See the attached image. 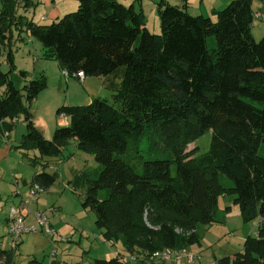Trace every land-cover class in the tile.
<instances>
[{"label": "trees", "instance_id": "1", "mask_svg": "<svg viewBox=\"0 0 264 264\" xmlns=\"http://www.w3.org/2000/svg\"><path fill=\"white\" fill-rule=\"evenodd\" d=\"M177 1L156 2L160 33L154 34L142 11L118 0H77L74 12L47 25L17 14V4L31 0H0V55L7 66L4 71L0 63V135L23 115L26 132L16 150L56 156L74 140L78 151L91 155L97 169L81 206L94 212L104 241H120L139 254L134 264H168L149 256L199 245L198 226L218 222V200L226 193L235 196L244 222L261 220L256 236L215 264H264V157L258 153L264 145V35L255 41L251 34L253 0H232L213 19L191 15L189 0ZM21 34L37 40L41 58L55 60L61 70L84 77L118 74L119 83L109 85L112 103L95 98L60 107L68 124L46 140L29 106L47 79L16 71L12 44ZM206 131L208 149L186 152ZM145 136L161 138L169 154L144 161L137 172L122 155ZM221 176L232 186L225 188ZM54 182L41 169L30 183L46 190ZM3 255L11 264L10 252L0 250ZM93 264L130 263L114 257Z\"/></svg>", "mask_w": 264, "mask_h": 264}, {"label": "rangeland", "instance_id": "2", "mask_svg": "<svg viewBox=\"0 0 264 264\" xmlns=\"http://www.w3.org/2000/svg\"><path fill=\"white\" fill-rule=\"evenodd\" d=\"M31 1L32 3L27 6H25V2L18 3L16 12L39 25H47L54 21L50 11L54 7L63 11L67 1L73 2L76 7L72 8L74 10L68 9V12H63L60 17L66 13L74 12L77 8V0H51L48 3H45L44 0ZM171 1L180 4L177 0ZM147 2L151 4L150 0ZM254 3L255 1H253ZM130 5L132 4H128L127 7ZM198 11L197 7L192 6L188 13L194 15L199 13ZM148 15V19L145 21L147 28L151 33L159 34L157 8L155 12ZM153 29H156L155 32ZM16 34L17 32L14 33V35ZM251 34L255 41H259L263 37L264 19L254 18L252 20ZM23 37L26 40V35ZM30 40L33 41V44H30L29 41H15V44H12V54L16 71L26 72L30 79L40 75L47 79L46 88L36 96L29 106L32 122L46 140H51L56 127L65 125L66 117H60L57 110L60 107L68 106V103H71V106L76 105L73 104L75 99L78 101L76 91L81 92L82 89L86 97H91L89 102L95 98H101L112 103L114 91L109 85L110 83L112 85L119 83L118 74L110 75L109 79L102 76L87 77L85 81L92 78V85L91 92L90 90L86 92L78 80H65L55 60L42 59L40 43L35 39ZM0 63L2 70L6 71L4 54L0 55ZM60 83L63 86L69 83L70 89L61 88ZM92 94L97 96H92ZM82 103V105L87 104L86 102ZM13 128H17L15 134L18 142V136L26 132L23 115L18 116L17 123ZM210 139L211 132L206 131L189 144L185 151L197 148V154L203 153L208 149ZM13 144L16 145L14 142ZM10 153L8 158L0 162V243L3 242L5 248L11 244V238L3 222V218L8 216L10 210L19 204L10 207L12 205L11 198L15 197L17 192H22L26 197L32 176L41 169L54 175L55 182L42 193L36 210L47 212L60 238L70 239L63 242L56 237L51 239L40 232L23 233L19 236L20 243L12 256V264H52L53 261L56 264H93L95 260H110L114 257H120L130 264L137 261L135 257L138 253L127 251L120 241H104L101 238L100 230L94 224V212L82 208L87 180L95 177L97 164L91 159V155L76 149L74 140H69L62 152L56 156L41 157L34 149L15 150L12 148ZM258 153L264 157V145ZM168 154L161 138L145 136L138 142L137 147L132 144L128 145L122 158L137 172H140L144 161L165 158ZM33 159L36 160L34 165L31 164ZM171 174H175L174 165L171 166ZM220 182L225 188L232 186L231 181L224 176L220 177ZM103 195L104 191H100L99 197ZM234 197V195L226 193L225 196L219 198L215 213L218 222L199 225L197 233L201 238L200 244L185 247L187 252L200 257L201 264H215L217 259L233 256L242 249L243 242L248 235L256 236L257 225L261 219L257 217L250 222H244L237 205L233 204ZM34 205H31V209L35 208ZM36 210L29 211L28 209L29 213H35ZM31 218H28L27 224L31 223L33 219ZM53 250H55V255L51 256Z\"/></svg>", "mask_w": 264, "mask_h": 264}, {"label": "crops", "instance_id": "3", "mask_svg": "<svg viewBox=\"0 0 264 264\" xmlns=\"http://www.w3.org/2000/svg\"><path fill=\"white\" fill-rule=\"evenodd\" d=\"M51 0H44V2L45 3H48V2H50ZM120 3H122L123 5H125V6H127L128 4H132L133 5V7H134V9L136 10V11H142L143 13H144V15H145V18L146 19H148V14H152V12L154 11L155 12V7H156V2L158 1V0H150V3L151 4H149L148 2H147V0H118ZM168 1V3L169 4H173V5H179L178 4V2H173V1H171V0H167ZM230 1H232V0H189V3H188V9H187V11L189 12V9L190 8H192V6H195V7H197V10H199L198 12L199 13H195L194 15H197V14H199V15H203V16H207V17H210L211 19H213L214 17V12L216 11V10H220V9H222V8H224L226 5H228V3L230 2ZM253 1H255V3L253 4V2H252V10H253V12H254V14H260V15H262V16H264V0H253ZM155 7H154V6ZM74 6L76 7V5L73 3V2H71V1H67V3H66V5H65V7L62 9L63 11H60L57 7H54L50 12H51V15H52V18L55 20V19H57V18H59L60 17V15L61 14H63V12L65 13V12H68L67 10L69 9V10H74V9H72V8H74ZM43 18V17H42ZM44 19H45V17H44ZM146 26V28H147V24L145 25ZM148 29V28H147ZM149 30V29H148ZM155 30L156 29H153V31L155 32ZM151 32V31H150ZM23 35H25V34H21L18 38H17V40H14V44H15V41H17V42H20V41H22V42H24V41H29L30 42V44H33V41L32 40H30V38H28V37H26V40L24 39V37H23ZM252 36H253V34H252ZM14 39H16V36L14 35ZM13 44V45H14ZM13 47V46H12ZM41 47V46H40ZM58 66V65H57ZM58 68H59V66H58ZM59 70L62 72V70L59 68ZM111 76H107V78L106 79H109ZM70 79H73V78H70ZM87 79V77H85L82 81H81V87L84 89V91H86L87 92V90H90V92H91V82H92V78H88V80L87 81H85ZM80 82V81H79ZM60 87L61 88H63V87H65V88H67V90L68 89H70V85H69V83H67L65 86H63V84L62 83H60ZM92 96H97V95H93L92 94ZM76 97H77V99H78V101H76V99H75V101H74V103L73 104H83L82 102H86L87 104L89 103V99H91V97H86V95L84 94V92L82 91V89H81V92H77L76 91ZM84 100H86V101H84ZM85 104V103H84ZM68 105H71V103H68ZM65 118V117H64ZM64 121V120H63ZM64 124L66 125V124H68V117H66L65 118V121H64ZM16 129L17 128H13L9 133H8V135H7V137L6 138H4L2 135H0V162L3 160V159H6V158H8L9 156H10V152H11V150H12V148H14L15 146H17L18 144H19V142H20V140H21V137H22V135L24 134V133H21V135H19L18 136V138H19V141L17 142L16 141V134H15V131H16ZM13 142L16 144V145H14L13 144ZM6 150H7V152H6ZM16 150V149H15ZM5 157V158H4ZM91 159L94 161V159H93V157L91 156ZM32 179V178H31ZM31 182V181H30ZM29 188V187H28ZM43 192H45V190L43 191ZM42 192V193H43ZM42 193L38 196V198H37V200L35 201V202H33V203H31L29 206H28V209H29V211H34V210H36L38 207V200H39V198H40V196L42 195ZM24 196H23V194H22V192L20 193V192H17L16 194H15V197H13V198H11V200H10V202H11V206L10 207H12V206H17V204L21 201V199L23 198ZM32 204H35L34 206H35V208H33V206H32V208L33 209H31V205ZM54 207V206H53ZM35 212H37V210L35 211ZM25 213V212H24ZM47 213V212H46ZM25 215V224H26V226H28V225H32L33 223H34V219H32L33 217L31 216V215H27V214H24ZM48 215V214H47ZM31 218L32 220H31V223H29V224H27V220H28V218ZM7 218H8V216L6 215L4 218H3V222H4V224H5V226H6V224H7ZM50 225H51V227L56 231V229L54 228L55 227V225L51 222V220H50ZM7 228V227H6ZM57 232V231H56ZM58 234V233H57ZM69 239V238H68ZM70 240V239H69ZM0 250L1 251H5V252H10V254H11V257H10V263L12 264L13 263V260H12V256H13V254L16 252V250H17V247L16 248H13V246H12V243L10 244V246H8V248H5L4 247V243L3 242H1L0 243ZM192 254H194V253H192ZM0 260H3V262L5 263V255H3V256H0ZM52 264H56L54 261L52 262ZM198 264H201V260L198 262Z\"/></svg>", "mask_w": 264, "mask_h": 264}, {"label": "built area", "instance_id": "4", "mask_svg": "<svg viewBox=\"0 0 264 264\" xmlns=\"http://www.w3.org/2000/svg\"><path fill=\"white\" fill-rule=\"evenodd\" d=\"M264 19V16L260 14H253V19ZM44 19V17L42 18ZM35 59H37L35 57ZM62 76L65 80L70 78L82 81L85 77L82 72L69 73L66 70H62ZM60 117L64 114H59ZM8 135L7 132L3 134V137L6 138ZM44 191V189L37 183H30L28 188V194L26 197H23L19 202L16 208H12L7 218V233L11 238V243L13 248H16L19 245V236L26 232H40L45 236L53 239L58 238L60 241L67 242L69 240L65 238H60V235L51 227L50 218L45 211H37L35 213H29L28 206L35 202L38 196ZM53 210V209H50ZM54 211V210H53ZM25 212V213H24ZM32 215L34 223L31 226H26L25 224V215ZM55 255V250L51 252V256ZM149 260L165 262L168 264H198L200 257L196 254L189 253L185 248L181 249H169L164 248L162 250L154 251L150 254ZM0 264H4L3 260H0Z\"/></svg>", "mask_w": 264, "mask_h": 264}]
</instances>
